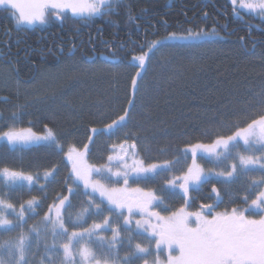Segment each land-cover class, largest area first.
Listing matches in <instances>:
<instances>
[{
	"label": "trees",
	"instance_id": "obj_1",
	"mask_svg": "<svg viewBox=\"0 0 264 264\" xmlns=\"http://www.w3.org/2000/svg\"><path fill=\"white\" fill-rule=\"evenodd\" d=\"M236 12H239L238 8L234 11L231 0H118L103 16L65 20L66 27L72 26L80 33L98 32L94 50L85 46L79 62L83 64L94 59L92 63H100L116 72H111L110 76L103 74L106 80L95 77L98 79L70 83L64 88L63 95L47 97L40 94L32 104L26 93L21 91L20 96L16 95L19 88L12 69L0 64V68L9 72L4 75L8 74L14 85V88L12 84L7 89L0 88V131L6 130L11 123L18 128L31 127L37 134H43L46 127L52 128L62 145V149L55 144L13 148L1 143L0 169L7 167L31 175L53 170V174L42 186L33 187H9L0 177V199L18 207L35 198L38 215L42 216L50 206L68 197L65 201L67 210L62 214L71 225L67 221L68 215L80 213L88 205L89 195L72 176L67 148L75 146L84 151V146L88 145L86 160L100 166L107 164L114 146L135 144L137 158L144 164L168 162L169 168L138 184L130 180L129 186L159 195L164 201L160 205L165 207L163 213L184 206V195L165 190V185L185 174L192 164V156L186 154V149L195 143H212L216 135L230 134L236 124L246 125L252 118L264 114L256 103L257 94L264 91V42L249 53L251 44L245 33L231 32ZM240 14L239 20L259 27L252 32V37L264 40V18L245 12ZM6 15L13 16L11 10L0 7V17ZM189 29L193 32L203 29L208 35L195 40L164 39L171 33L186 34ZM34 31L28 33L32 44L36 39ZM124 34L127 36L121 37ZM123 38L126 39L123 50L119 44L111 42ZM156 40L163 41L166 46L149 53L146 67L137 78V88L133 90L132 78L139 66L131 57L147 52L151 42ZM23 73L21 68L19 75L23 76ZM24 74L33 78L29 83L32 85L40 72L34 76L31 69ZM2 97L7 99L1 100ZM129 101L133 103L130 105ZM125 109L129 110L125 126L89 140L93 128H105L124 115ZM3 120L8 123H1ZM198 163L205 169L211 167L205 159H199ZM253 177L261 178L255 171L248 175L242 173L229 181L202 177L198 186L191 189L192 211L197 210L198 205L212 204L213 188L220 197L218 210L247 206L257 191L264 190L262 185L259 189L250 187ZM245 195L249 197L247 203ZM109 215L111 218L116 216L105 203L101 214H96L93 208L85 217V227L100 223ZM125 229L120 228L121 257L128 248ZM18 232L6 234L0 231V240L16 237ZM109 236L110 233L105 232V237ZM148 239V236L132 231V249L136 243L147 244ZM41 252L43 249L38 255Z\"/></svg>",
	"mask_w": 264,
	"mask_h": 264
},
{
	"label": "snow or ice",
	"instance_id": "obj_2",
	"mask_svg": "<svg viewBox=\"0 0 264 264\" xmlns=\"http://www.w3.org/2000/svg\"><path fill=\"white\" fill-rule=\"evenodd\" d=\"M232 3L234 11L237 8L246 9L264 17V0H232ZM114 4L115 0H0V7L11 10L18 25L29 26L46 24L50 16L62 19V14L65 12L82 19L103 16L108 14ZM206 35L208 33L203 29L196 32L189 29L186 34L171 33L164 39L195 40ZM164 46L166 45L163 41H153L147 52L133 57L138 62L139 69L146 67L149 53L153 49L158 50ZM140 70H137L136 76L132 78L133 90L137 88V78L142 75ZM257 96V107L261 113H264V91ZM132 103L129 101L130 105ZM128 115L129 110L125 109L124 115L107 124L105 128H93V136L89 137V140L91 141L95 135H103L114 128L125 126L124 122ZM13 116L15 117V113ZM0 140L6 141L13 148L43 141L62 149L55 130L47 127L44 133L39 135L31 127L18 128L9 125L7 130L0 131ZM241 142L244 145L243 151H239ZM119 147L122 155H109L107 164L96 166L86 160L88 145L84 146V151L69 146L66 157L71 165L72 176L83 184L85 190H90V193L86 191L89 195L88 205L82 208L71 225L65 221L62 214L67 210L65 201L68 197L49 207L44 216V230L51 231L52 249L54 250L58 245L63 252L58 262L52 257L60 256V253L53 252L49 255L48 261L42 260L41 264H137L138 261H142L143 264H264V214L259 218H253L254 213L250 211L251 209L264 213V190L257 191L249 207L244 209L232 208L230 212H215L214 204H201L199 211L188 210L192 186L200 183L204 176V169L198 160L203 159L205 155L220 159L222 156L230 155L234 149L238 150L239 169L234 162L231 171L218 172L216 173L218 176L231 178L238 170L248 175L256 167L264 169V114L252 118L246 125L236 124L230 134L216 135L212 143H195L186 149L192 154V164L182 177L168 181L172 188L179 187L182 190L184 206L171 212L170 215H162L155 211V208L164 203L159 195L139 187H129L130 179L136 184L147 181L159 174L158 169L168 167V162L164 165L153 163L145 166L143 160L136 159L135 144L129 146L131 152L123 144ZM129 156L132 157L131 163L128 162ZM113 160H118L120 163L113 164ZM0 176L12 184L20 179L31 183L33 179L7 167L0 169ZM260 176L259 180L252 178L250 187L255 186L259 189V186L264 184V171ZM121 179L124 187L118 186ZM177 181L182 182L177 183ZM71 191L69 189V192ZM212 191L216 192V188ZM97 194L100 200L96 199ZM244 200L247 203L249 197L245 195ZM104 201L119 213L125 225L130 226L134 215L139 213V218L135 220L136 228L148 234L147 244L136 243L133 250L132 231L129 227L125 229L128 232V248L121 257L119 249L123 243L120 239L121 232L118 227L112 225L110 215L104 218L103 223H93L85 227L86 215L93 208L96 214H101ZM35 206L36 201L33 198L27 201V208L21 204L20 211L16 212L14 204L0 199V230L10 234L19 229L16 237L0 240V264H28L27 257L31 253L34 239L31 233H35L37 247L38 238L41 236V231L35 226L27 233L24 231V226L27 224L25 213L29 210L34 211ZM125 209L127 216L124 215ZM5 210H11L15 219ZM70 227L80 230L70 232ZM106 228H111V240H107L101 234ZM93 237L97 240L94 244ZM153 243L155 252L152 251ZM164 253H167L166 259L163 258Z\"/></svg>",
	"mask_w": 264,
	"mask_h": 264
},
{
	"label": "rangeland",
	"instance_id": "obj_3",
	"mask_svg": "<svg viewBox=\"0 0 264 264\" xmlns=\"http://www.w3.org/2000/svg\"><path fill=\"white\" fill-rule=\"evenodd\" d=\"M240 10H242V11L248 13V14L258 15L256 13L249 12L246 9H240ZM68 13H70V12H68ZM76 17H78V16H76ZM43 25H41L40 28H42ZM30 28H33V25H31ZM180 40H183V39H180ZM131 60L138 65V62L136 60H134L133 57H131ZM54 69H56V68H54ZM54 69L53 68H51V69L49 68V71L47 69L41 70V73L38 75V77L35 80V83L32 84V85L17 86L19 88L18 92L22 91V92L26 93L27 96H29V100H30L29 104H32L33 102H35L36 101L35 99L38 98L40 96V94L41 95L45 94V96H47V97H50V95H55V94H62V92L65 93V91H63L64 88H66V86L68 84H70V83L76 84L78 82H87V81H90V79H92V78L98 79L99 77L102 78L103 80H106V77H102L103 74L110 76L111 72L112 73L116 72L114 70L110 71L108 68H106L105 66H103L100 63H92V62L91 63H85V62H83V64H82V63L79 62V60H78V62H74L73 64L66 63L65 66L58 67L55 71H54ZM137 70H140L139 67H138ZM6 73L9 74L8 71L0 68V88H2V89L5 86L6 87L7 86H11V84L13 83V79L8 74L4 75ZM135 76H136V73H135ZM95 77H98V78H95ZM131 86H132V84H131ZM12 88H14L13 84H12ZM1 123L5 124V123H8V122L4 121V122H1ZM11 125H15V124L11 123ZM15 126L17 127V125H15ZM39 135H42V134H39ZM1 143L7 144V142L3 141V140H0V144ZM39 144H49V143L41 141V142H35V143H32V144L26 145V146H20L19 148H25V147L35 146V145H39ZM123 145L125 146V148H127L129 150V152H131V148L129 147L130 146L129 144H123ZM119 146L120 145L114 147V153L111 154V155L115 156L116 154H121V155L123 154L121 152V149H120ZM9 147H12V146H9ZM243 150H244V145L241 142L239 151H243ZM67 151H68V148L66 150V153H67ZM237 151L234 149L230 153V155L222 156V157H220V159H216L215 157H209V156L205 155L203 159H205L207 162H209L211 164V167L208 168V169H205L202 165H200L204 169V176L208 177V178H213L215 180L229 181V180L235 179L237 176L242 174L238 170L231 178H228L226 176H218V175H216V173H218V172L231 171L232 170L231 166H232V164L234 162L237 164L238 169H239V157L237 155ZM135 152H136V150H135ZM186 154L192 156L190 151H186ZM136 159L139 160V158H137V155H136ZM128 162L129 163L132 162V157L131 156L128 157ZM112 163L118 165L120 163V161L113 160ZM164 164H165V162L159 163V165H164ZM147 165L148 164H145V166H147ZM167 168H169V163H168V167L160 168V169L157 170V172L159 173V172H161L163 170H166ZM251 171H255L258 174H261V172L264 171V169H260L259 167H256V168L252 169ZM48 173H51V175H48ZM23 174L26 175V176H31L33 178L31 183H29L26 180L20 179V180H17L15 184H12L10 181L5 180L4 177H2V176H0V177H1V179H3V181L9 187H16V186H26V187L42 186L45 183V180L52 176L53 170L52 171H48L46 173H41L39 175H31L29 173H23ZM182 176L180 175L179 177H182ZM74 179H75V177H74ZM172 180H176V178H174ZM76 182L79 184V186H81V188H82V190L84 192L87 191V192L90 193V190H85V188H84V186H83V184L81 182H79V181H76ZM181 182L182 181H177V183H181ZM261 185L264 186V184H261ZM118 186L119 187H124L122 179L120 180V183H119ZM131 188H134V187H131ZM165 190L170 191V192L177 191V193H180L181 195H184L182 190L179 187L172 188L169 183H167L165 185ZM144 191H146V190H144ZM96 199L100 200V197H99L98 194L96 195ZM35 201H36L35 210L34 211L29 210V211H27L25 213V217L27 219V224L24 226V231L27 233L30 228L35 226L41 231V236L38 238L39 239V245L37 247L36 246L35 233L34 232L31 233V235H32V237L34 239H33V247L31 249V253L27 257L28 264H41L42 260L47 262L48 259H49V255H52L53 252L60 253V256L53 255V257H52L53 260H56L58 262L62 258L63 250L58 245H57V247L54 250L52 249L53 237H52L51 231L50 230H48V231L44 230V223H45L44 216H45V214L47 212L44 215L39 216L38 215V211H37L38 202H37V200H35ZM104 203L106 204V206L109 209H111L113 211V213L116 214L115 218H111L110 217V219H114L115 221L118 222V224H113L112 223L113 226L118 227L119 230H120L121 227H123V228H129L130 227L131 231H133L135 233L144 234V235L148 236L147 233H144V232H142V231H140L139 229L136 228L135 220L139 218V213H136L134 215V217L132 219V223H131L130 226L129 225H125L124 224V219L119 216V213L117 211H115L114 209H112V207L107 204V201H104ZM24 207L27 208V203L24 204ZM164 208L162 206H159L158 208H155V211L160 212L162 215H170L171 213H167L166 214V213L162 212L164 210ZM15 209H16V212H19L20 211V206H18V207L15 206ZM5 211H7L9 213L11 218L15 219V216H14V214H12L11 210H5ZM53 212H55V209H53ZM77 215H79V213H74L73 216H70V214H69L68 215L69 217L67 216L68 217L67 221L72 224L73 221H75ZM124 215L125 216L128 215L126 209L124 210ZM100 223H103V221L100 222ZM91 225H88L86 227H89ZM49 229H50V225H49ZM72 230L79 231L80 229L79 228H76V229L69 228L70 232ZM0 231H3V230H0ZM105 232H109L110 233L109 238H106V239L107 240H111V238H112L111 228L104 229L101 234L105 236ZM96 242H97L96 237H93L92 243L94 244ZM40 249H43V253L41 252V254L38 255V251ZM133 250H134V247H133ZM152 251L155 252V244L154 243L152 245ZM163 258L164 259L167 258V253H164ZM140 264H143V262H141Z\"/></svg>",
	"mask_w": 264,
	"mask_h": 264
},
{
	"label": "flooded vegetation",
	"instance_id": "obj_4",
	"mask_svg": "<svg viewBox=\"0 0 264 264\" xmlns=\"http://www.w3.org/2000/svg\"><path fill=\"white\" fill-rule=\"evenodd\" d=\"M117 1L118 0H115V2ZM238 11L240 13L244 12L239 8ZM239 12H236L234 15L236 22L234 23L235 26L231 32H244L248 44H251L249 53H252L254 52L256 46L262 44L264 40L252 37V32L254 30H259V27H256L252 23L239 20L238 17H241ZM254 16L264 18L260 15ZM73 17L76 16L66 12L62 14V19H56L55 16H50L48 23L44 24L42 28H40L41 24H34L32 29L35 30L34 32L36 33V39H34L33 44L29 40L28 33H30V30H32L29 25H18L15 18L11 15L0 17V64L12 69V75L17 86L29 85V83L32 82L31 80H33V78H30L29 76L26 77L24 74L31 69L34 73L33 75L36 76L38 72L41 73V70H49V68L57 69L64 63L71 64L78 62L80 52L85 50V46L90 48L91 51L94 50L97 43L96 41L98 32L95 30H90L88 32L80 33L79 30L71 28L72 26L70 28L66 27L65 20H70ZM99 31H101V29ZM123 36L126 37L127 34L121 35V37ZM98 39L101 41L100 37ZM240 39L241 43H243L244 37L241 36ZM90 42H92L93 45H90ZM111 42L113 44H119L121 50H123L126 45L125 38L121 40L114 39ZM90 62L95 61L93 59V61H89L88 63ZM39 66H42V68L40 69ZM21 68L22 73L24 72L23 76L19 75ZM37 69H39V71ZM3 89H7V87L5 86ZM16 95L20 96L21 93L16 92ZM6 99L7 98L5 97L1 98V100ZM198 184H195L192 187H197ZM217 193V191L212 192L211 203L214 204L215 212H224L225 210H218L220 197L217 198ZM189 196L190 199L188 210L192 211L191 191ZM249 205L250 203L247 206L236 205L232 208L244 209L249 207ZM197 207L198 209L195 211L200 210V205ZM232 208L229 210V212L232 210ZM250 211L254 213L253 218H259L260 215L264 214L260 213L258 210L250 209ZM247 214L248 213H246V215Z\"/></svg>",
	"mask_w": 264,
	"mask_h": 264
},
{
	"label": "bare ground",
	"instance_id": "obj_5",
	"mask_svg": "<svg viewBox=\"0 0 264 264\" xmlns=\"http://www.w3.org/2000/svg\"><path fill=\"white\" fill-rule=\"evenodd\" d=\"M95 67V66H94Z\"/></svg>",
	"mask_w": 264,
	"mask_h": 264
}]
</instances>
